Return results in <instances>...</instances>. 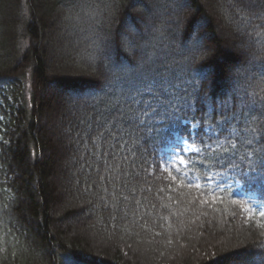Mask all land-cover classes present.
Here are the masks:
<instances>
[{
	"label": "trees",
	"instance_id": "obj_1",
	"mask_svg": "<svg viewBox=\"0 0 264 264\" xmlns=\"http://www.w3.org/2000/svg\"><path fill=\"white\" fill-rule=\"evenodd\" d=\"M261 213L264 0H0V264H264Z\"/></svg>",
	"mask_w": 264,
	"mask_h": 264
},
{
	"label": "rangeland",
	"instance_id": "obj_2",
	"mask_svg": "<svg viewBox=\"0 0 264 264\" xmlns=\"http://www.w3.org/2000/svg\"><path fill=\"white\" fill-rule=\"evenodd\" d=\"M185 149H187V151H185ZM192 149H195L194 145L190 144L185 138H180L174 145L167 147L165 155L168 158V163H164V166L173 163V159L177 155H182L184 157V154L190 152Z\"/></svg>",
	"mask_w": 264,
	"mask_h": 264
},
{
	"label": "snow or ice",
	"instance_id": "obj_3",
	"mask_svg": "<svg viewBox=\"0 0 264 264\" xmlns=\"http://www.w3.org/2000/svg\"><path fill=\"white\" fill-rule=\"evenodd\" d=\"M185 151H187V149H185ZM184 164H185V160L182 155H177L176 157H174L173 165L176 166L177 171H179V166ZM194 186L197 188L200 187L199 183H196ZM261 216H264V213H261ZM69 264H76V262L73 261L71 258H69Z\"/></svg>",
	"mask_w": 264,
	"mask_h": 264
}]
</instances>
